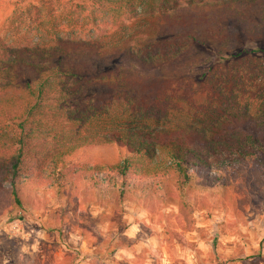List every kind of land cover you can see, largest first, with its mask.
Masks as SVG:
<instances>
[{
    "label": "rangeland",
    "instance_id": "374dc122",
    "mask_svg": "<svg viewBox=\"0 0 264 264\" xmlns=\"http://www.w3.org/2000/svg\"><path fill=\"white\" fill-rule=\"evenodd\" d=\"M16 1L0 0V30ZM181 4L158 27L156 45L144 50L149 62L141 63L134 48L131 67L123 62V72L114 70V83L127 88L90 78L76 85L74 105L83 113L107 107L128 130L199 125L222 152L246 148L249 134L264 139V0L246 7L232 0ZM20 74V82L29 77ZM11 97L3 94L4 103ZM128 151L113 141L76 147L64 159L106 172ZM210 165L201 173L208 188L191 196L182 213L147 181L124 199L112 181L108 187L115 190L37 185L15 206L1 179L0 264H264V168L240 155Z\"/></svg>",
    "mask_w": 264,
    "mask_h": 264
},
{
    "label": "trees",
    "instance_id": "16d2710c",
    "mask_svg": "<svg viewBox=\"0 0 264 264\" xmlns=\"http://www.w3.org/2000/svg\"><path fill=\"white\" fill-rule=\"evenodd\" d=\"M181 1L187 6L202 4V0L15 2L0 30V180L13 205L20 206L22 196L29 197L37 185L77 190L87 183L107 189L112 181L121 188L108 190L124 199L137 195L141 182L147 181V187L156 186L165 199L175 200L182 213L191 196L208 188L201 173L212 170L211 159L226 162L240 155L264 168V139L254 134L247 136L246 148L222 152L210 145L207 130L199 125H165L158 133L128 130L107 107L83 113L74 105L80 96L76 85L90 78L112 82L117 90L127 88L125 82L114 83V70L119 74L126 67L123 62L131 67L128 60L134 48L141 63L149 62L144 50L156 45L161 37L158 27L183 6ZM232 2L246 7L255 0ZM69 45L93 51L63 48ZM20 70L29 73L21 82ZM3 94H15L16 99L4 103ZM113 141L124 143L129 151L106 166V172L64 159L76 147Z\"/></svg>",
    "mask_w": 264,
    "mask_h": 264
}]
</instances>
